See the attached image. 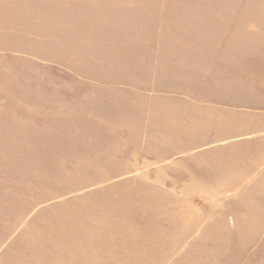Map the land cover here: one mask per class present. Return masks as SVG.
<instances>
[{"label": "rangeland", "instance_id": "1", "mask_svg": "<svg viewBox=\"0 0 264 264\" xmlns=\"http://www.w3.org/2000/svg\"><path fill=\"white\" fill-rule=\"evenodd\" d=\"M249 49H264V0H0L4 264L122 263L119 225L144 187L100 181L141 143L164 155L173 97L255 96L264 51ZM261 236L237 251L199 244L184 264H264Z\"/></svg>", "mask_w": 264, "mask_h": 264}, {"label": "crops", "instance_id": "2", "mask_svg": "<svg viewBox=\"0 0 264 264\" xmlns=\"http://www.w3.org/2000/svg\"><path fill=\"white\" fill-rule=\"evenodd\" d=\"M249 51L257 55L264 49ZM240 61L248 67V60L239 57ZM261 64L254 62L250 70L262 74ZM241 65L233 66V74L242 72ZM263 89L258 80L255 96L173 97L174 107L169 110L177 117V125L157 132L170 141L167 146L157 145L164 155L149 156L146 142L141 143L134 163L125 158L128 162L119 176L100 181L127 180L144 187L142 207L130 210L128 223L119 225L126 232L120 264H184L186 254L199 244L237 251L247 247L248 234L262 237ZM199 116H206L204 131H198L194 123ZM110 255V264H116V254ZM4 262L0 249V264Z\"/></svg>", "mask_w": 264, "mask_h": 264}]
</instances>
